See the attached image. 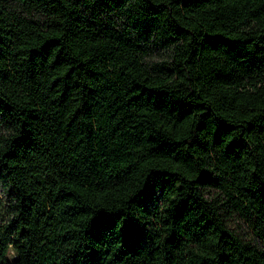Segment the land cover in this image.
Listing matches in <instances>:
<instances>
[{"label":"trees","instance_id":"obj_1","mask_svg":"<svg viewBox=\"0 0 264 264\" xmlns=\"http://www.w3.org/2000/svg\"><path fill=\"white\" fill-rule=\"evenodd\" d=\"M0 264H264V0H0Z\"/></svg>","mask_w":264,"mask_h":264},{"label":"rangeland","instance_id":"obj_2","mask_svg":"<svg viewBox=\"0 0 264 264\" xmlns=\"http://www.w3.org/2000/svg\"><path fill=\"white\" fill-rule=\"evenodd\" d=\"M155 198L158 200V203H160V201H159V197H158V195H156L155 196ZM145 206L146 207H148V209L151 211L152 210V208L156 205V202H155V200H153V199H149V200H147V201H145ZM239 224V222H234L233 224H231L232 225V227H238V226H241V230H243V231H245L246 229L242 226V225H238Z\"/></svg>","mask_w":264,"mask_h":264}]
</instances>
